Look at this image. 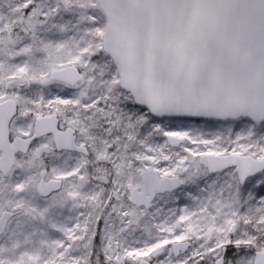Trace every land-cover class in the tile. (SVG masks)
I'll return each mask as SVG.
<instances>
[{"label":"snow or ice","instance_id":"obj_1","mask_svg":"<svg viewBox=\"0 0 264 264\" xmlns=\"http://www.w3.org/2000/svg\"><path fill=\"white\" fill-rule=\"evenodd\" d=\"M0 264H264V0H0Z\"/></svg>","mask_w":264,"mask_h":264}]
</instances>
